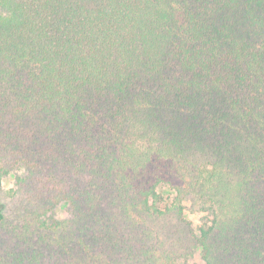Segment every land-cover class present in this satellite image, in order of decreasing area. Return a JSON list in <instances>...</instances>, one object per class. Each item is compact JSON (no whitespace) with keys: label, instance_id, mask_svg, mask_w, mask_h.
Here are the masks:
<instances>
[{"label":"trees","instance_id":"1","mask_svg":"<svg viewBox=\"0 0 264 264\" xmlns=\"http://www.w3.org/2000/svg\"><path fill=\"white\" fill-rule=\"evenodd\" d=\"M156 162L251 212L264 264V0H0V180L64 212H109L107 195L153 215L183 193L146 176Z\"/></svg>","mask_w":264,"mask_h":264},{"label":"rangeland","instance_id":"2","mask_svg":"<svg viewBox=\"0 0 264 264\" xmlns=\"http://www.w3.org/2000/svg\"><path fill=\"white\" fill-rule=\"evenodd\" d=\"M180 170L174 162L148 166L146 176L158 173L183 190L176 208L153 215L119 212L107 195L102 202L109 212H64L42 186L29 192L22 181L3 179L12 186L0 185V264H204L195 243L201 224L213 226L207 239L211 264H257L256 254L244 252L248 240L259 242L245 218L251 212H231L233 199L218 210L216 199L198 190L185 193L190 178Z\"/></svg>","mask_w":264,"mask_h":264},{"label":"clouds","instance_id":"3","mask_svg":"<svg viewBox=\"0 0 264 264\" xmlns=\"http://www.w3.org/2000/svg\"><path fill=\"white\" fill-rule=\"evenodd\" d=\"M23 170L24 169L22 167L18 168V171L20 172H23ZM0 184H2L5 189L11 188L12 186L10 181H5V180H0Z\"/></svg>","mask_w":264,"mask_h":264}]
</instances>
